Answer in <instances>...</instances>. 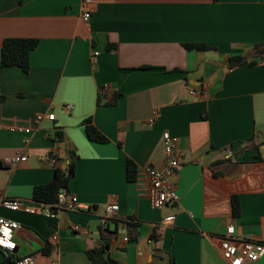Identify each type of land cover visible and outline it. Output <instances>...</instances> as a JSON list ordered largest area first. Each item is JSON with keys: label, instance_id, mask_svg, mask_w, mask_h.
Returning <instances> with one entry per match:
<instances>
[{"label": "crops", "instance_id": "0c3cea01", "mask_svg": "<svg viewBox=\"0 0 264 264\" xmlns=\"http://www.w3.org/2000/svg\"><path fill=\"white\" fill-rule=\"evenodd\" d=\"M93 1L84 22L79 0H0V51L8 38L37 40L27 73L0 66V194L31 203L72 159L67 192L83 207L56 218L0 209L22 226L14 256L90 264L101 207L114 202L104 228L118 264H229L219 248L227 227L237 240L264 241V56L251 54L264 44V0ZM195 44L208 48H185ZM236 56L247 63L230 66ZM51 112L27 145L9 129ZM86 120L106 142L87 138ZM164 131L184 154L179 202L153 209L145 166L163 167ZM17 153L27 161L2 166ZM168 216L173 225L160 226ZM243 264H264V254Z\"/></svg>", "mask_w": 264, "mask_h": 264}, {"label": "built area", "instance_id": "2783aa9c", "mask_svg": "<svg viewBox=\"0 0 264 264\" xmlns=\"http://www.w3.org/2000/svg\"><path fill=\"white\" fill-rule=\"evenodd\" d=\"M81 3V18L84 22H88L93 11V0H79ZM97 52H93V56H97ZM191 95H197L196 90L190 91ZM67 110L71 107L66 106ZM44 119L48 121L54 120V114H36L33 119V124L30 123L26 127L12 126L9 127L11 131L23 132L26 137L24 143L27 145L30 141L29 135L33 131L34 126L41 123ZM34 125V126H33ZM162 146L164 151V165L162 168H154L152 166H145V173L149 178L150 189L148 195L149 205L153 209H161L164 206L176 205L179 202V197L175 191L174 179L177 168L181 164L184 156L183 152L177 147V139L172 137L167 131L162 133ZM27 161L25 153H17L11 158L2 160V166L14 167L20 163ZM45 163L49 167L56 165V160L52 156L45 157ZM0 209L7 211H21L30 215H41L46 218H56L59 213L64 211L81 210L74 196L65 192H60L54 204H46L43 202L32 201L31 203L22 200L7 198L0 194ZM96 210V209H94ZM118 211V205L114 202L108 203L101 207V213L98 215V222L101 227L114 217ZM175 220L174 216H168L160 221V226L173 225ZM22 226L13 220L7 219L0 215V252L5 255V258H14V264H36V261L31 255H24L15 257L14 253L17 248L15 240L17 232ZM78 229V227H76ZM233 227L226 228L225 237L221 239L219 248L222 257L229 264H243V262H256L264 254V241H250V240H237L233 237ZM56 236L52 240H56ZM127 242V238H123ZM50 264H59L57 261H51Z\"/></svg>", "mask_w": 264, "mask_h": 264}, {"label": "trees", "instance_id": "16d2710c", "mask_svg": "<svg viewBox=\"0 0 264 264\" xmlns=\"http://www.w3.org/2000/svg\"><path fill=\"white\" fill-rule=\"evenodd\" d=\"M37 45V40L34 39H5L1 46L0 51V66L1 67H18L24 73L29 69V53L34 50ZM186 49H207L205 45H185ZM254 57L262 58L264 56V44L255 45L251 53ZM247 63L246 57L236 56L229 59V65H242ZM253 65L252 62L249 63ZM85 133L89 140L99 143H104L107 139L101 135L96 128L91 125L90 120L85 122ZM60 135H56L58 138ZM74 175V162L71 159L64 172L55 170L54 178L46 185L37 186L33 190V200L36 202H43L46 204H54L60 192H67L68 182ZM126 175L128 181H133L135 177V167L127 161ZM233 214L238 215V203L236 197H232ZM108 230L101 227L99 229V243L96 247L85 252L90 264H118L115 260L111 259L107 250L109 248V234ZM47 253V252H45ZM0 264H14V258H6Z\"/></svg>", "mask_w": 264, "mask_h": 264}]
</instances>
